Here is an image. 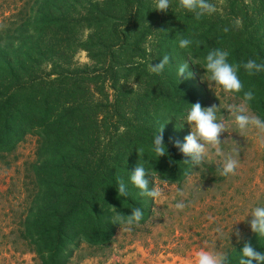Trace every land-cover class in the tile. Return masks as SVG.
Returning a JSON list of instances; mask_svg holds the SVG:
<instances>
[{"label":"trees","instance_id":"16d2710c","mask_svg":"<svg viewBox=\"0 0 264 264\" xmlns=\"http://www.w3.org/2000/svg\"><path fill=\"white\" fill-rule=\"evenodd\" d=\"M63 1L35 0L26 21L17 27L10 23V29L0 32V159L12 156L22 145L30 146L32 159L25 168L31 175V206L21 238L35 248L41 264H67L82 241L108 243L123 224L117 221V215L128 217L133 209L143 214V209L134 204L138 190L128 183L140 162L152 169V176H146L149 190L153 178L181 180L187 169L184 161L189 158L174 147L176 141L183 144L187 136L178 123L189 105H202L198 99L202 88L183 76H173V66L183 59L185 50H173L171 39L160 42L157 34L151 40L154 65H159L164 56L169 58L162 73L147 75V69L140 65L147 51L146 38L150 40V29L155 24L152 19H163L154 10V0L134 1L128 15L110 21L119 23L117 26L109 27V19L96 21L93 17L88 26L107 27L80 45V35L73 29L81 21L62 18L58 6ZM176 2L173 0L169 16L176 17L172 22L178 24L176 31L180 28L183 33L187 27L183 29L182 25L189 18L197 20L177 11ZM212 2L218 13L204 18V44L188 49L195 66L202 67L204 56L216 48L228 50L234 62L264 60V0ZM169 16H165V24ZM80 50L87 53L89 64L72 62ZM115 52L127 59L113 71ZM105 55L111 62L107 66ZM108 72L109 80L115 82L123 73L125 87L130 85L128 74L135 78L137 90L129 94L135 97L130 105L139 106L142 113L139 125L130 126L122 113L116 119L109 117L112 106L103 85ZM240 77L245 89L256 91L252 111L264 114V74L248 77L241 72ZM151 103H156L159 110H151ZM168 120L173 125L168 126ZM160 127L167 155L152 160V139ZM117 178L127 184L126 197H118ZM245 243L264 252V241L255 235L227 253L230 264H237Z\"/></svg>","mask_w":264,"mask_h":264},{"label":"rangeland","instance_id":"374dc122","mask_svg":"<svg viewBox=\"0 0 264 264\" xmlns=\"http://www.w3.org/2000/svg\"><path fill=\"white\" fill-rule=\"evenodd\" d=\"M134 1L137 0H64L58 8L65 21H81L73 29L80 35V45L87 43L91 34L107 27L105 25L100 29H93V25L88 26L93 17H96V21L98 18L109 19V27L117 26L119 23L110 21L121 15H128L129 8L135 6ZM34 2L35 0H0V32L10 29V23L17 27L26 21L32 13ZM170 13L172 10L167 13L159 12L160 18H163L160 22L152 19L155 24L150 29V40L149 37L146 38L149 41L144 45L147 51L144 53V60L140 62L147 69V75H151L149 65L155 66L156 62L155 52L151 50V40L157 34L160 35V42H164L165 38L171 39L172 49L177 53L183 52L176 43L181 37H199L198 45L204 44V18L199 21L189 18L182 25L183 29L187 27L186 31L181 33L180 28L176 31L178 24L172 22L176 17L169 16ZM156 15L157 13L154 14ZM165 16H169L167 24L164 23ZM193 32L195 35H192ZM184 53L183 59L177 60V65L173 66V76L178 78L177 69L187 65L183 77L191 74L187 81H195L202 88V94L198 98L201 106L217 107V114L226 129L220 136V147L226 153L231 150L239 153L240 165L236 174L222 176L219 169L223 160L211 154L214 150L209 149L210 155L202 164L192 166L190 171L187 165L181 180L161 181L153 178L150 190L157 187L162 192L161 197L153 199L141 196L138 192L134 203L143 209V222L132 231L126 230L125 225L121 224L106 244L93 245L82 241L73 250L67 264H196V255L202 249L228 253L236 250L242 240L255 236L248 226L250 217L245 221L243 219L258 201L264 202V144L258 142L254 132L240 133L232 122L234 117L231 110L241 102L240 99L216 92L215 86L203 78V66H195L188 49ZM114 55L111 65L113 71L117 64H124L127 59L117 52ZM105 57L104 63L107 66L111 62H108L106 55ZM72 62L81 66L90 63L83 50L72 58ZM101 75L104 77V74ZM109 75L111 76L108 72L107 80L103 81L107 100L112 106L109 117L116 119L122 113L130 126L139 125L142 113H139V106L130 105L135 97L132 93L129 94L137 90L133 83L135 78L128 74L127 82L130 85L125 87L123 73L118 76V82L111 78L109 80ZM160 79H164V76ZM101 83L102 79H99V85ZM111 85H114V89L110 88ZM118 89L119 92H115ZM141 95L139 93L140 97ZM97 99L101 98L98 96ZM140 101L141 98L138 104ZM156 105L151 103L150 109H158ZM261 105L264 111V101ZM166 124L173 125L170 120ZM178 124L183 126L184 135L190 133L186 123L180 120ZM114 140H111V144ZM30 159L28 144L17 148L12 156L0 159V264H41L35 248L21 238L22 225L31 206V175L25 168ZM181 192L183 195L178 194ZM178 202L184 203L186 207L177 210L175 204ZM237 230L242 236L239 242L234 235Z\"/></svg>","mask_w":264,"mask_h":264},{"label":"clouds","instance_id":"9594fccd","mask_svg":"<svg viewBox=\"0 0 264 264\" xmlns=\"http://www.w3.org/2000/svg\"><path fill=\"white\" fill-rule=\"evenodd\" d=\"M172 7L173 0H154V10L160 13H167ZM175 7L181 13L191 14L197 21L218 13V8L212 0H177ZM236 24L238 25L239 21H236ZM224 31L227 32L228 29L225 28ZM176 43L179 49L186 50L198 42L190 37H181ZM168 61V56H164L159 65H149V68L152 73L159 75L168 66ZM186 68L187 65H182L177 69L178 78L185 75ZM202 68L205 73L203 78L215 86L216 92L240 99L241 102L231 110L234 117L232 122L238 131L240 133L254 132L258 142L264 144V114H256L252 111L256 101V91L252 88L245 89L240 77L241 72L248 77L264 74V60L248 58L234 62L230 60L228 50L216 48L209 50L204 56ZM185 78L190 79L191 74ZM217 112L215 105L207 108H203L200 103L189 105L187 110L181 114L180 120L189 126L190 133L184 138L183 144L176 141L174 147L178 148L184 157L189 158L184 161L185 164L189 165V171L192 166H199L209 157V149L214 150L211 154L221 157L223 160L222 167L219 169L220 174L228 177L236 174L240 165L239 153L235 150L226 153L220 147V136L226 129ZM162 133L163 128L160 127L153 136L151 146L153 158H150L152 160L167 155ZM149 175L152 176V169L147 167L144 161L140 162L128 177V183L138 190L139 195L157 199L161 197L162 192L157 187L149 190V180L146 179V176ZM117 182L119 185L117 188L118 197H126L128 190L125 180L117 178ZM178 194L183 195L182 192ZM185 207L184 203L175 204L177 210H183ZM248 217H250L248 226L251 232L256 235L260 242L264 241V202L258 201L255 206L251 207L243 221ZM116 218L117 221L125 225L126 230L132 231L142 221L143 214L139 209H133L130 216L117 215ZM234 235L237 242L242 239L238 230ZM254 262L255 264H264V252H258L250 243H245L238 255L237 264H254ZM196 264H230V260L227 253L202 249L196 255Z\"/></svg>","mask_w":264,"mask_h":264}]
</instances>
